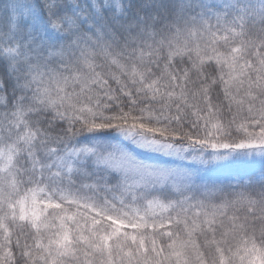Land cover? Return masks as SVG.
I'll return each instance as SVG.
<instances>
[{"label": "snow or ice", "instance_id": "6c2138e0", "mask_svg": "<svg viewBox=\"0 0 264 264\" xmlns=\"http://www.w3.org/2000/svg\"><path fill=\"white\" fill-rule=\"evenodd\" d=\"M0 264H264V0H0Z\"/></svg>", "mask_w": 264, "mask_h": 264}]
</instances>
